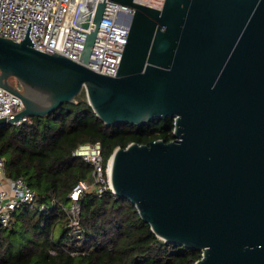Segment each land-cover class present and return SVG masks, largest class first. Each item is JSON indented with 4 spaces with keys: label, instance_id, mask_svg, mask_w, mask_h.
<instances>
[{
    "label": "water",
    "instance_id": "1",
    "mask_svg": "<svg viewBox=\"0 0 264 264\" xmlns=\"http://www.w3.org/2000/svg\"><path fill=\"white\" fill-rule=\"evenodd\" d=\"M108 1L133 11L115 76L33 48L30 21L20 42L0 37V87L23 104L0 127L82 90L107 126L171 117L173 140L113 151L111 192L158 238L200 251L194 264H264V0Z\"/></svg>",
    "mask_w": 264,
    "mask_h": 264
},
{
    "label": "trees",
    "instance_id": "2",
    "mask_svg": "<svg viewBox=\"0 0 264 264\" xmlns=\"http://www.w3.org/2000/svg\"><path fill=\"white\" fill-rule=\"evenodd\" d=\"M172 130L171 117L141 126H107L84 90L74 103H63L48 115L2 125L5 177L21 178L35 199L0 226V264H194L200 251L158 238L135 207L109 189L84 193L78 201L80 232L72 235L68 227V194L79 180L91 181L92 167L73 156L79 145L98 143L106 163L116 148L132 142H169Z\"/></svg>",
    "mask_w": 264,
    "mask_h": 264
},
{
    "label": "built area",
    "instance_id": "3",
    "mask_svg": "<svg viewBox=\"0 0 264 264\" xmlns=\"http://www.w3.org/2000/svg\"><path fill=\"white\" fill-rule=\"evenodd\" d=\"M101 2L105 3L103 13L91 53L84 62L81 54L87 34L94 28L93 16ZM134 2L160 9L164 0ZM132 12L131 8L108 0H0V37L20 42L30 21L29 36L33 48L55 52L97 73L115 76L128 36L125 23ZM22 109L20 98L0 87V119L13 118ZM27 118H21L14 125H20ZM73 156L92 167L91 181L79 180L68 194V227L71 234L76 235L80 232L79 199L91 188H95L97 194L110 190V181L109 159L104 162L98 143L79 145ZM34 199V191L21 178L5 177L4 158L0 156V226H7L15 210L22 204H32Z\"/></svg>",
    "mask_w": 264,
    "mask_h": 264
},
{
    "label": "flooded vegetation",
    "instance_id": "4",
    "mask_svg": "<svg viewBox=\"0 0 264 264\" xmlns=\"http://www.w3.org/2000/svg\"><path fill=\"white\" fill-rule=\"evenodd\" d=\"M9 82H10L12 85H14V86H16V87L20 88V87L18 86V83L16 82V80H15V79H13V78H10V79H9Z\"/></svg>",
    "mask_w": 264,
    "mask_h": 264
}]
</instances>
